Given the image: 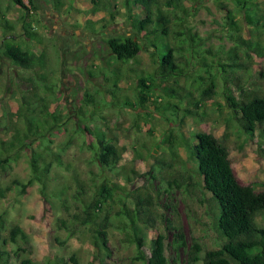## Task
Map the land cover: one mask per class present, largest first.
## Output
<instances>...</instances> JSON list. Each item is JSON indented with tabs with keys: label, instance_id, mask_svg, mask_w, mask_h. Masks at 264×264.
Wrapping results in <instances>:
<instances>
[{
	"label": "trees",
	"instance_id": "1",
	"mask_svg": "<svg viewBox=\"0 0 264 264\" xmlns=\"http://www.w3.org/2000/svg\"><path fill=\"white\" fill-rule=\"evenodd\" d=\"M187 1L92 0L95 12L105 10L107 14L99 20L90 19L94 24L97 23L96 28H86L97 33L98 27H107L117 18L115 10L116 14L123 16L127 27H130L126 34L105 38L106 48L120 63L119 70H115V76L112 77L115 86L123 78V66L136 59L141 51H148L149 46L152 48L150 56L153 67L137 79V85L142 87L138 91L137 103L143 104L152 98L153 86L161 79L167 84V108L173 113L170 121L174 124L170 127L165 144L172 152L171 159L167 161L157 158L158 163H154L153 168L160 174L168 168L175 170V158L179 156L180 142H183L190 158L194 160V169L201 178L203 188L210 192L217 207L214 212L215 227L226 239L219 248L211 250H206L196 235L189 240L182 227L176 226L170 217L159 215L152 208L156 202L154 199L159 198L161 193L170 196L175 189L188 192L187 179L190 180L193 176H185L187 168L176 169L171 180H168V185L163 186L164 190L157 189L155 195L150 191H126L112 181L104 186L108 177L105 171L119 173L121 155L116 136L103 128L92 129L91 119L87 115L79 120L81 127L76 124L69 127L75 115L67 111L66 107L61 108L58 103L64 96L59 81L49 85L48 73H38L48 68V55L38 53L32 47L15 40L11 34L15 25L7 16L9 6L4 8L0 4V28L3 35L1 55L17 66L37 71L36 74L27 76V80L39 87V91H28L20 96L18 114L5 105L2 106L0 196H5L6 190L12 189H17L19 194L24 195L30 186L38 184L47 200L46 189L52 170L54 167L70 170L64 156L77 140L82 149L91 151V157L87 159L88 166L97 165L100 171L91 167L88 181H81L79 175L73 173L72 180L77 185L71 193V200L75 209L67 218L58 220V227L72 236L81 226L88 225L91 244L97 249L95 257L101 259V264H108L106 258L112 257L107 230L109 224L122 229L123 242L136 247L134 259H143L145 264H181L178 259L180 252L187 253L186 262L182 264H264V225L258 222L259 218L264 217V189L257 190L255 185L243 184L239 180L225 136L219 137L201 130L195 132L188 142L183 130L187 118L203 120L208 115V101L221 96L230 116L237 121V132H244L250 137L259 132L264 136V90H253L246 86L251 76L254 56L264 58V40L262 42L245 38L239 33V27L235 23L236 12L240 11L248 24L258 27L262 14L257 12L253 0H234L236 11L221 1L220 5L227 11L225 19L229 34L235 42L229 50L223 51L226 55L222 56L218 50L208 47V36L195 31L191 23V17L200 8L201 0H191L190 5ZM11 2L27 11L30 9L24 0ZM28 2L32 8L36 7L35 0ZM134 4L139 5V11L135 12ZM90 20L87 21V26ZM101 22L102 25L99 24ZM259 32L264 33V28ZM25 33L32 38L38 36L27 26ZM93 55L98 57V52L93 51ZM63 62L62 66L65 65ZM99 68L105 73L112 74L114 71H105L102 66ZM53 71L54 69H50L49 73ZM120 91V87L111 91L113 101L119 100ZM99 92L98 88L93 92H86L82 102L96 107ZM63 131L66 132V138L55 145V137ZM23 154L29 157L30 178L27 181L16 179L4 188L3 178L11 172ZM126 177L130 178L128 175ZM114 206L118 209L111 217L109 208ZM158 216L165 223V231L151 239L149 246L142 226L155 228ZM28 242V234L19 225L10 230L9 236L4 235L3 215L0 214V264H10L13 259L19 258L21 251L28 250ZM167 245L174 250L176 258L168 257ZM72 259L78 264L74 257ZM20 264L37 263L27 256ZM46 264L54 263L49 258ZM60 264L69 263L63 261Z\"/></svg>",
	"mask_w": 264,
	"mask_h": 264
},
{
	"label": "rangeland",
	"instance_id": "2",
	"mask_svg": "<svg viewBox=\"0 0 264 264\" xmlns=\"http://www.w3.org/2000/svg\"><path fill=\"white\" fill-rule=\"evenodd\" d=\"M221 1L236 11L234 0H201L200 8L191 17V23L195 31L202 36H208V47L218 50L220 55L225 56L223 51L229 50L235 42L229 34V26L225 19L227 11L220 5ZM24 2L30 8L29 11L20 5L12 4L11 0H3L0 4L4 8L9 6L7 16L15 25V30L11 32L15 40L24 46L32 47L38 53L48 55V68L38 70V73L42 71L48 73L49 85L59 81L64 96L58 103L61 108L66 107L67 111L75 115L69 127L72 128L73 124L81 127L79 120L87 115L91 119L92 129L103 128L116 136L121 155L119 173L105 171L108 179H105L104 186L109 183L108 181H112L126 191H150L155 195L157 189L164 190L163 186L168 185V180H171L176 169L187 168L185 176H193L192 179H187L188 192L175 189L170 196L161 193L159 198L154 199L156 202L152 208L159 215L170 217L176 226L182 227L189 240L191 236L196 235L206 250L219 248L226 239L215 227L214 212L217 211V207L210 192L203 188L201 178L194 169V160L190 158L191 155L183 142H180L179 156L175 158V170L168 168L160 174L153 168V164L158 163L159 159L167 161L171 159L172 152L165 144L170 127L174 124L170 121L173 113L167 108L169 100L167 84L161 79L153 86L152 98L146 100V103H137L138 91L142 88L137 85V79L153 67L150 56L152 48L149 46L148 51H141L136 59L123 66V78L115 86L112 77L115 76V70H119L120 63L106 48L105 38L130 31L121 14H116L115 10L116 20L105 28L98 27L97 33H94V30L87 29L89 26L97 25L91 20H99L107 12L105 10L95 12L92 0H35L36 7L33 8L28 0ZM191 2L188 0L187 4L190 5ZM253 2L257 12L262 14L258 23L260 26L248 24L245 15L240 11L236 12L235 23L239 27V33L245 38L263 42L264 33H260L259 30L264 28L262 27L264 0ZM121 10L125 11L123 7ZM134 10L139 11V5L134 4ZM88 20L90 21L87 26ZM99 24L102 25L103 22ZM26 26L38 36L32 38L26 35ZM2 39L0 28V115L3 105L18 114L20 96L28 91H39V87L33 86L27 80V76L34 75L37 71L17 66L3 57ZM93 51L98 52V57L93 55ZM62 61L65 63L64 66L61 65ZM99 66L104 67L105 71H114L112 74L105 73ZM50 69L54 71L49 73ZM246 86L253 90L256 88L264 90V58L254 56L251 76ZM117 87L121 89L119 100L113 101L111 91L118 89ZM96 88L100 91L96 96L98 101L96 107L93 104H84L82 99L85 93L93 92ZM223 103L222 97L216 96L214 100L208 101L206 106L208 115L203 120L196 121L193 118L185 120L183 130L188 142L195 132L201 130L212 132L219 137L225 136L233 168L239 180L243 184H253L257 190H262L264 136L259 132L254 137L237 132V121L230 116L229 109ZM65 138L66 132L58 133L55 145ZM89 157L91 151L82 149L75 140L64 156L70 170L59 167L52 170L51 180L46 189V198L49 202L38 184L30 186L24 195L19 194L17 189H12L6 190L5 196H0L4 235L9 236L10 230L19 225L29 238L26 245L28 250L21 251L19 258L13 259L10 264H20L27 256L37 264H46L49 258L54 264L63 261L76 264L73 257L78 264H101V259L95 257L97 249L91 244L88 225L81 226L72 236L65 229L58 227V220L67 218L75 209L71 200V193L77 185L72 180L73 173L76 172L81 181H88V171L91 167L95 171H100L97 165L88 166ZM153 175H156V178H153ZM30 176L29 157L23 154L11 172L3 178L2 186L6 188L16 179L27 181ZM116 209L117 206L109 208L111 217ZM157 218L155 228L142 226L149 246L151 239L159 232L165 231V223L161 216ZM258 222L264 225V217L259 218ZM107 230L112 255L111 258L105 257L108 264H145L143 259H134L136 247L134 244L123 242L124 233L119 226L109 224ZM166 253L170 259L176 258L174 250L169 245ZM178 259L181 264L186 262L187 253L180 252Z\"/></svg>",
	"mask_w": 264,
	"mask_h": 264
}]
</instances>
